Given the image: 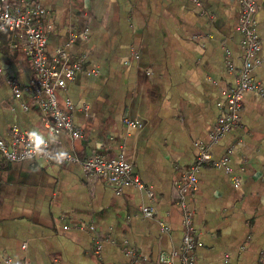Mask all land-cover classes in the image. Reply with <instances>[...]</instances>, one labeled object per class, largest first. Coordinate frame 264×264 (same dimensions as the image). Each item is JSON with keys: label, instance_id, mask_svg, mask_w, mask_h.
<instances>
[{"label": "crops", "instance_id": "crops-1", "mask_svg": "<svg viewBox=\"0 0 264 264\" xmlns=\"http://www.w3.org/2000/svg\"><path fill=\"white\" fill-rule=\"evenodd\" d=\"M37 1L53 26L49 55L72 30H88L69 46L86 64L57 92L61 107L66 99L73 104L83 137L61 134L60 149L122 156L142 187L109 185L61 160L0 156V264H160L161 256L181 264L175 183L198 144H209L242 65L237 1ZM254 19L261 48L251 76L264 88V0H256ZM9 38L0 32V137L17 125L44 139L29 93L16 99L5 81L8 75L27 85L32 77L24 53L6 49ZM208 146L212 160L228 154L229 161L199 167L197 190L186 196L197 264H264V95L245 92L238 126Z\"/></svg>", "mask_w": 264, "mask_h": 264}, {"label": "built area", "instance_id": "built-area-1", "mask_svg": "<svg viewBox=\"0 0 264 264\" xmlns=\"http://www.w3.org/2000/svg\"><path fill=\"white\" fill-rule=\"evenodd\" d=\"M239 6L238 24L236 29L240 34V46L243 50V62L236 72L234 85L225 91V105L209 131V144L218 142L224 134L237 127L240 122L242 97L247 91H255L264 95V88L251 76L254 64L260 60L253 57L260 50L256 22V0H236ZM45 8L37 0H0V32H10L6 44L9 52L20 50L30 61L32 77L27 85L20 84L11 76L4 75L10 86L13 97L20 99L23 92H28L33 106L39 110V120L45 130L44 143L40 150L29 139L30 132L13 125L7 139L0 137V156L7 161L22 162L34 158L45 160H61L64 163H74L89 175L97 176L109 185L135 184L142 187L137 176L132 174L133 164L122 156L106 157L93 153L87 157H79L73 150H61V134L71 140L83 137V130L75 126L72 119L73 104L66 99L65 106L58 102L57 92L64 89L71 82L77 72L86 64L84 55L73 56L69 52L70 43L76 36H86L87 29L81 32L71 31V39L64 46L57 47L53 55L47 53L48 35L53 30L47 20ZM228 67L232 64L228 61ZM0 74H3L0 68ZM29 106L23 105L24 109ZM131 127L139 128V120L125 119ZM209 144L199 143L194 162L182 172L181 178L175 183L179 199L177 205L182 210L183 233L180 246L181 264H197L194 248L195 227L193 224V210L186 200V196L197 190L199 167L211 164L214 167H224L228 164L229 156L225 154L219 160H212ZM60 153H64L61 158ZM149 195L152 192H148ZM145 217H151L153 210L143 207ZM25 247V245L23 246ZM100 246H97V250ZM129 253L134 255V251ZM160 264H174L172 258L161 256ZM6 264H11L6 260Z\"/></svg>", "mask_w": 264, "mask_h": 264}, {"label": "clouds", "instance_id": "clouds-1", "mask_svg": "<svg viewBox=\"0 0 264 264\" xmlns=\"http://www.w3.org/2000/svg\"><path fill=\"white\" fill-rule=\"evenodd\" d=\"M29 139L33 142L35 146L34 150L39 151L40 145L44 143L43 138L39 135H36L35 133H30ZM63 156H64V153H60V157L62 158Z\"/></svg>", "mask_w": 264, "mask_h": 264}]
</instances>
